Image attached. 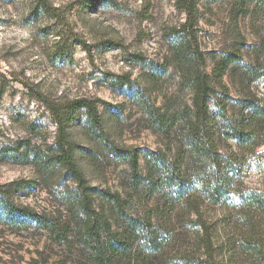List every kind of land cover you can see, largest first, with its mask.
Wrapping results in <instances>:
<instances>
[{"label":"rangeland","instance_id":"1","mask_svg":"<svg viewBox=\"0 0 264 264\" xmlns=\"http://www.w3.org/2000/svg\"><path fill=\"white\" fill-rule=\"evenodd\" d=\"M39 1L0 0V202L48 218L60 235L40 225L0 223V264H98L83 229L91 217H111L101 192L126 198L132 217L155 204L132 192L127 162L110 149L137 150L142 174L148 152L171 155L192 109L194 77L200 71L210 75L215 56L240 49L243 66L264 70V17L233 18L232 0H197L190 14L176 0ZM238 36L245 39L242 47ZM236 70L223 76L231 115L241 100L264 97V77L250 79L243 77L246 69ZM222 94L216 88L211 111ZM81 97L97 100L103 131L84 110L65 129L80 172L76 178L65 165L41 166L33 155L54 151L61 137L49 107ZM147 106L173 118L172 130L165 134L152 126ZM220 148L227 153L234 142ZM240 167L244 185L264 191V156L240 161ZM86 202L90 215L82 209ZM227 207L204 202L195 212L178 206L168 258L194 253L207 259L204 222L213 247L209 264H250L236 248L222 252L242 238L233 219L237 212Z\"/></svg>","mask_w":264,"mask_h":264},{"label":"trees","instance_id":"2","mask_svg":"<svg viewBox=\"0 0 264 264\" xmlns=\"http://www.w3.org/2000/svg\"><path fill=\"white\" fill-rule=\"evenodd\" d=\"M39 1V0H38ZM197 0H176L177 7L190 14ZM39 8L46 11L45 3L39 1ZM233 18L248 16L252 21L264 17V0H232ZM241 47L245 39L238 36ZM252 48V47H251ZM253 49V48H252ZM240 49L233 48L213 58L211 74L200 71L194 77L192 109L184 118L181 143L168 155L157 150L147 153L145 173L139 166V152L135 149L112 148L110 151L127 162L129 187L135 195L147 200H155L152 207L146 204L142 215L132 217L127 212L128 200L120 194L102 191L101 196L110 205L111 217L100 214L91 217L89 225L83 229L85 245L98 264H115L127 259L133 264H209L213 247L209 229L201 222L204 237L201 238L207 259H199L194 253L168 258L166 250L174 242L176 234L171 225L176 208L199 212L201 203L228 206L237 212L234 224L242 230V238L233 249L246 256L250 264H264V191L244 185L240 161L254 162L264 156L257 149L264 146V97L241 100L238 112L228 114L224 98L228 90L223 76L228 70L246 69L250 79L264 77V70L258 65L245 67ZM216 88L223 91L222 99L215 103L216 110H210L212 95ZM61 137L56 149L48 154L35 153V163L47 165L60 163L79 178L73 149L64 137L65 129L76 118L79 110H84L94 128L103 131L102 119L98 112L97 100L75 98L49 107ZM147 113L158 130L165 134L172 130L175 120H168L165 112L147 106ZM232 140L234 149L222 152V142ZM31 153H34L31 151ZM86 194V193H84ZM143 199V198H142ZM200 199V202L197 200ZM2 199H0L1 201ZM83 211L90 212V204L84 203ZM240 210V213L238 212ZM90 215V214H89ZM116 223L112 226L111 220ZM120 221V223L118 222ZM0 223L27 227L36 225L60 235V228L51 220L27 210L17 208L4 200L0 202Z\"/></svg>","mask_w":264,"mask_h":264}]
</instances>
